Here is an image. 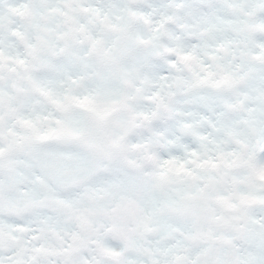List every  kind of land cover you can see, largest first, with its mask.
Returning <instances> with one entry per match:
<instances>
[{
	"label": "clouds",
	"instance_id": "1",
	"mask_svg": "<svg viewBox=\"0 0 264 264\" xmlns=\"http://www.w3.org/2000/svg\"><path fill=\"white\" fill-rule=\"evenodd\" d=\"M0 264H264V0H0Z\"/></svg>",
	"mask_w": 264,
	"mask_h": 264
}]
</instances>
